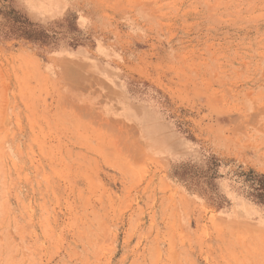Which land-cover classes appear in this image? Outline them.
<instances>
[{"label":"rangeland","instance_id":"obj_1","mask_svg":"<svg viewBox=\"0 0 264 264\" xmlns=\"http://www.w3.org/2000/svg\"><path fill=\"white\" fill-rule=\"evenodd\" d=\"M0 264H264V0H0Z\"/></svg>","mask_w":264,"mask_h":264}]
</instances>
